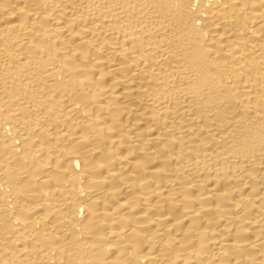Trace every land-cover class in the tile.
Here are the masks:
<instances>
[{
	"label": "bare ground",
	"instance_id": "1",
	"mask_svg": "<svg viewBox=\"0 0 264 264\" xmlns=\"http://www.w3.org/2000/svg\"><path fill=\"white\" fill-rule=\"evenodd\" d=\"M0 264H264V0H0Z\"/></svg>",
	"mask_w": 264,
	"mask_h": 264
}]
</instances>
